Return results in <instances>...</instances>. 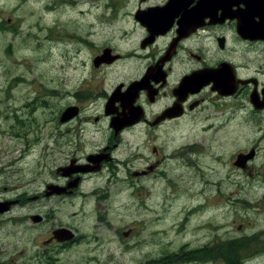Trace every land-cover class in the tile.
I'll use <instances>...</instances> for the list:
<instances>
[{
  "label": "rangeland",
  "instance_id": "rangeland-1",
  "mask_svg": "<svg viewBox=\"0 0 264 264\" xmlns=\"http://www.w3.org/2000/svg\"><path fill=\"white\" fill-rule=\"evenodd\" d=\"M19 1L15 14L1 16L0 202L16 203L0 214V264H234L227 255L236 252V264H264V129L254 124L264 113L209 107L207 120L192 117L196 123L158 132L165 149L142 183L122 173L107 184L113 179L104 171L86 178L75 196H41L46 184L63 181L55 170L75 153V113L60 122L75 107V85L84 75L112 80L87 58L119 22L103 15L111 0ZM80 127L92 141L103 137L98 125ZM128 136L139 142L136 133ZM186 141L199 150H167ZM151 145L159 143L148 153ZM252 148L255 157L242 167L238 156ZM33 214L43 219L33 223ZM60 226L75 231V243L44 245Z\"/></svg>",
  "mask_w": 264,
  "mask_h": 264
},
{
  "label": "flooded vegetation",
  "instance_id": "flooded-vegetation-1",
  "mask_svg": "<svg viewBox=\"0 0 264 264\" xmlns=\"http://www.w3.org/2000/svg\"><path fill=\"white\" fill-rule=\"evenodd\" d=\"M12 1L0 4V30L5 27L1 16L15 14L17 0ZM18 4L21 7L22 1ZM103 15L119 24L106 32L87 63L94 70H107L112 80L105 83L104 78L84 75L75 85L77 127L70 175L48 184L66 187L64 195L75 196L86 178L104 171L113 179L107 184L118 183L122 173L142 183L152 176L165 149V137L158 132L196 123L192 117L207 120L209 107L219 113L231 107L239 113L249 110L253 117L264 113V0H111ZM79 40L87 49L89 43ZM81 123L103 128V137L92 141L84 136ZM254 124L264 129V120ZM132 133L139 142L129 143ZM156 142L159 146L149 150L152 155L147 150ZM129 144L134 148L127 155ZM193 145L199 150L195 141L167 150L189 154ZM69 183H74L70 192ZM45 190L42 197H48ZM56 228L48 231L44 245L62 248L75 243V231L71 241L63 242L56 238Z\"/></svg>",
  "mask_w": 264,
  "mask_h": 264
},
{
  "label": "water",
  "instance_id": "water-1",
  "mask_svg": "<svg viewBox=\"0 0 264 264\" xmlns=\"http://www.w3.org/2000/svg\"><path fill=\"white\" fill-rule=\"evenodd\" d=\"M75 113V107L74 106H69L67 107L63 113H61V116H60V121L63 122V121H67L70 117H72V115H74ZM253 156V151H250V153L248 154H245V155H239L238 156V161L239 163H244L245 160L247 158H251ZM244 161V162H243ZM64 169V168H63ZM63 175H67V173H62ZM74 185V184H73ZM72 184H70V186H73ZM64 188L62 189H57L55 190L56 192H62ZM51 193V191L47 192V194ZM11 204V202H0V212L8 209L9 205ZM66 229H60L59 232H62L61 235L58 236L59 239H62V240H66V239H70L72 237V234ZM61 236V237H60Z\"/></svg>",
  "mask_w": 264,
  "mask_h": 264
},
{
  "label": "trees",
  "instance_id": "trees-1",
  "mask_svg": "<svg viewBox=\"0 0 264 264\" xmlns=\"http://www.w3.org/2000/svg\"><path fill=\"white\" fill-rule=\"evenodd\" d=\"M232 244H235L236 246H239L240 247V245H241V242H239V241H233V242H231ZM229 258L231 257V259H233V260H237L238 259V255H237V252L236 253H234L233 255H227ZM219 257H220V255H219ZM235 260V263L234 264H236L237 263V261Z\"/></svg>",
  "mask_w": 264,
  "mask_h": 264
}]
</instances>
